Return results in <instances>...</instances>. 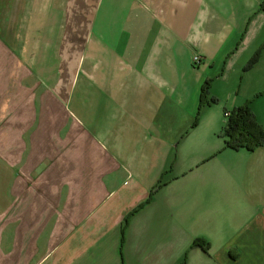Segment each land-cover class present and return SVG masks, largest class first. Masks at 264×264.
Listing matches in <instances>:
<instances>
[{
	"label": "crops",
	"instance_id": "obj_1",
	"mask_svg": "<svg viewBox=\"0 0 264 264\" xmlns=\"http://www.w3.org/2000/svg\"><path fill=\"white\" fill-rule=\"evenodd\" d=\"M248 100L264 0H0V264H264Z\"/></svg>",
	"mask_w": 264,
	"mask_h": 264
},
{
	"label": "trees",
	"instance_id": "obj_2",
	"mask_svg": "<svg viewBox=\"0 0 264 264\" xmlns=\"http://www.w3.org/2000/svg\"><path fill=\"white\" fill-rule=\"evenodd\" d=\"M252 61L253 60H251L250 63ZM207 89L208 81H205L201 87L199 106L206 101L205 95L207 93ZM211 101L214 100H208L206 102ZM229 112L230 113L225 118V124L221 130V135L225 138V145L227 147L253 150L264 142V128L255 120V116L250 109L249 100L230 109ZM196 120L197 118L194 123H196ZM148 200L149 198L138 204L129 212V215L141 208ZM207 245L208 242L204 241L202 238H196L191 244V246H201L204 250H206Z\"/></svg>",
	"mask_w": 264,
	"mask_h": 264
},
{
	"label": "built area",
	"instance_id": "obj_3",
	"mask_svg": "<svg viewBox=\"0 0 264 264\" xmlns=\"http://www.w3.org/2000/svg\"><path fill=\"white\" fill-rule=\"evenodd\" d=\"M193 64L197 65L200 62V58L198 56V54H193L192 58H191ZM229 110H224L223 115L226 118L229 115Z\"/></svg>",
	"mask_w": 264,
	"mask_h": 264
},
{
	"label": "rangeland",
	"instance_id": "obj_4",
	"mask_svg": "<svg viewBox=\"0 0 264 264\" xmlns=\"http://www.w3.org/2000/svg\"><path fill=\"white\" fill-rule=\"evenodd\" d=\"M250 109H251V111H252V113L254 114V116H255V113H254V111H253V109H252V107H251V103H250ZM258 109V108H257ZM224 116V115H223ZM255 120L262 126V124L259 122V120L257 119V117L255 116ZM263 127V126H262ZM264 128V127H263Z\"/></svg>",
	"mask_w": 264,
	"mask_h": 264
}]
</instances>
